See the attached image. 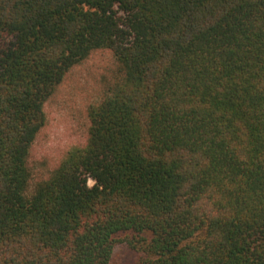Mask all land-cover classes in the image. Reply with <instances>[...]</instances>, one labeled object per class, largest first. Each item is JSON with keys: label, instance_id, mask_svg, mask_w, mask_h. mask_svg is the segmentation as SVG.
Here are the masks:
<instances>
[{"label": "trees", "instance_id": "trees-1", "mask_svg": "<svg viewBox=\"0 0 264 264\" xmlns=\"http://www.w3.org/2000/svg\"><path fill=\"white\" fill-rule=\"evenodd\" d=\"M116 69L84 146L29 191L44 105ZM264 264V0H0V264Z\"/></svg>", "mask_w": 264, "mask_h": 264}, {"label": "rangeland", "instance_id": "rangeland-1", "mask_svg": "<svg viewBox=\"0 0 264 264\" xmlns=\"http://www.w3.org/2000/svg\"><path fill=\"white\" fill-rule=\"evenodd\" d=\"M115 69V60L110 51H95L72 68L55 88L44 105L45 125L30 149L29 191L50 176L67 152L85 145L90 125L89 108L97 102ZM126 237L131 239L132 234L116 235L117 243L108 264H138L145 257L124 241Z\"/></svg>", "mask_w": 264, "mask_h": 264}]
</instances>
